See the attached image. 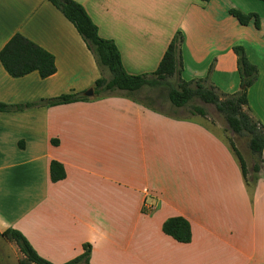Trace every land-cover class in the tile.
Returning <instances> with one entry per match:
<instances>
[{"label":"crops","instance_id":"0c3cea01","mask_svg":"<svg viewBox=\"0 0 264 264\" xmlns=\"http://www.w3.org/2000/svg\"><path fill=\"white\" fill-rule=\"evenodd\" d=\"M75 1L99 35L114 41L129 74L153 72L179 30L181 77L203 78L212 64L208 81L233 93L240 90L233 47L242 45L258 68L245 109L264 127L261 26L241 25L228 12L250 1ZM15 32L52 53L56 71L12 77L0 62V102L93 89L100 72L92 53L50 1L0 0V49ZM93 94L0 111V231L19 230L55 264L80 255L85 243L87 264H264V176L247 185L231 143L204 116L177 118L114 92ZM163 158L175 170L168 184ZM53 159L66 172L56 182L49 177ZM146 193L157 195L152 215L140 212ZM177 215L190 222L188 243L162 231ZM21 257L14 241L0 237V264Z\"/></svg>","mask_w":264,"mask_h":264},{"label":"trees","instance_id":"16d2710c","mask_svg":"<svg viewBox=\"0 0 264 264\" xmlns=\"http://www.w3.org/2000/svg\"><path fill=\"white\" fill-rule=\"evenodd\" d=\"M70 21L87 48L92 53L100 76L94 81L93 90L95 94L106 91L121 90L134 93L145 86L167 87V95L175 107H182L192 99H199L204 103L212 104L216 111L221 114L228 128L235 134L248 136V148L251 153L261 157L264 153V127L250 116L245 109L247 105V90L254 84L258 77V68L252 63L242 45H235L233 51L236 55L237 72L240 78V86L244 88L233 93L220 92L208 81L209 72L203 78L185 80L181 77L182 56L181 45L184 35L176 31L170 41L157 68L150 73L129 74L125 71L120 52L112 39L103 38L98 33L96 24L92 21L85 8L75 0H48ZM207 2L209 0H202ZM264 2V0H261ZM228 12L236 18L239 24L247 25L253 22L259 28L258 16L253 13H244L237 8H230ZM0 62L6 72L12 77H21L32 71H37L41 78H46L56 71L54 55L25 37L15 32L0 49ZM105 72L108 76H105ZM175 77V82L169 81ZM83 92L62 93L54 97H42L26 103L7 104L0 102V111H20L29 107L53 106L67 104L87 98ZM192 113L205 116L203 107L193 105ZM53 142V141H52ZM242 169L244 179L246 178L243 157L236 146L231 144ZM258 170V166H254ZM66 172L61 162L51 160L49 164V177L52 182L65 178ZM162 231L174 240L188 243L191 240L190 222L183 216L168 217L162 224ZM0 237L14 241L21 253L19 264H55L41 256L31 245L28 239L19 230L9 227L0 231ZM91 245L84 244V251L76 257L61 264H87L90 259Z\"/></svg>","mask_w":264,"mask_h":264},{"label":"rangeland","instance_id":"374dc122","mask_svg":"<svg viewBox=\"0 0 264 264\" xmlns=\"http://www.w3.org/2000/svg\"><path fill=\"white\" fill-rule=\"evenodd\" d=\"M250 1L251 5H246L245 10H241L244 13H249L247 11L250 9L253 13L258 16L259 28L261 26L260 35L264 38V2L261 0H248ZM233 8V7H232ZM230 14V13H229ZM231 15V14H230ZM232 16V15H231ZM251 23V22H250ZM253 23V22H252ZM254 29L256 27L253 25ZM105 76H108V73L105 72ZM175 77H170L169 81L175 82ZM107 92V93H106ZM105 94L108 92H114V94L130 98L136 102L144 101L149 106H152L155 109L163 112L164 114L170 115L172 117L177 118H197L202 117L197 113L191 112V107L193 105L201 106L205 109L206 115L204 116V121L206 124H210L209 126L214 129L218 130L220 134L224 136V138L233 143L236 148L241 153L244 164H245V171H246V178L245 182L247 185L252 186L258 180V175L264 176V153L261 157L256 156L255 154L251 153L248 148V136L247 135H238L233 133L227 126L223 116L219 114L212 104L204 103L199 99H192L188 104L182 107H175L169 100L167 95V87L164 85L161 86H145L142 89L134 92V93H127L121 90H113V91H106ZM92 94L91 96H93ZM201 119V118H197ZM161 172L163 177L164 183H171L172 181V174L175 173V170L172 168V162L169 158H163ZM258 166V170L256 171L254 166ZM157 195L146 193L145 200L142 202V206L140 212L146 215H152L158 210V202L155 200ZM252 201V200H250ZM251 203V202H250Z\"/></svg>","mask_w":264,"mask_h":264},{"label":"water","instance_id":"95a60500","mask_svg":"<svg viewBox=\"0 0 264 264\" xmlns=\"http://www.w3.org/2000/svg\"><path fill=\"white\" fill-rule=\"evenodd\" d=\"M243 88H244V86L241 85V86H240V89H243ZM93 93H94V91H93L92 88H89V89H87V90L84 91V94H85L86 96H91Z\"/></svg>","mask_w":264,"mask_h":264}]
</instances>
